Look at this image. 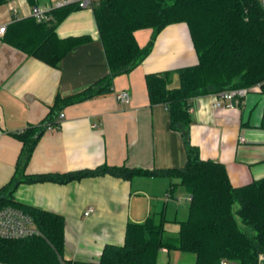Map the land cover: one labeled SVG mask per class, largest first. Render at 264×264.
Wrapping results in <instances>:
<instances>
[{
	"label": "crops",
	"instance_id": "crops-1",
	"mask_svg": "<svg viewBox=\"0 0 264 264\" xmlns=\"http://www.w3.org/2000/svg\"><path fill=\"white\" fill-rule=\"evenodd\" d=\"M7 1L0 4V26L31 16L35 5L50 11L64 4V0H13L18 9L14 14L7 9ZM56 32L61 37H90L58 67L21 52L6 41L5 33L0 34V189L18 167L23 142L14 133L41 123L57 94L81 91L109 71L92 8L71 11ZM151 34V29L136 31L141 45ZM197 61L188 25H167L151 53L131 71L114 78L111 92L56 111V123L40 135L25 172H67L103 164L149 169L184 166L187 152L181 132L171 127L167 105L150 103L145 76ZM123 90L130 95L127 103L117 98ZM190 111V139L201 157L224 162L235 186L264 177V97L259 90L251 89L236 108L214 107L212 94L200 95L193 99ZM171 182L176 188L169 195ZM177 193L184 195L182 209ZM13 196L21 203L65 217L66 260L98 259L105 243L124 241L129 221L140 222L149 215L156 220L163 217L166 229L170 221L187 217L190 203L180 178L165 175L127 179L105 173L63 183L21 182L14 187ZM89 207L94 211L86 215ZM194 263V255L185 251L164 248L159 253L158 264Z\"/></svg>",
	"mask_w": 264,
	"mask_h": 264
},
{
	"label": "trees",
	"instance_id": "trees-1",
	"mask_svg": "<svg viewBox=\"0 0 264 264\" xmlns=\"http://www.w3.org/2000/svg\"><path fill=\"white\" fill-rule=\"evenodd\" d=\"M6 0H0V4ZM34 2L35 0H30ZM78 2L51 9L38 21L33 15L15 19L6 26L5 39L14 47L51 66L88 35L61 37L56 28ZM109 71L95 83L66 96L57 94L46 118L14 134L22 140L17 170L0 189V207L15 205L28 211L39 226L37 235L7 239L0 237V259L19 264H158L162 249L191 253L194 264H257L264 254V177L245 184H232L227 166L220 160L203 158L190 139L191 105L195 97L220 94L238 87L258 86L264 94V9L259 0H99L92 3ZM185 22L198 61L145 76L151 104L168 106L170 124L181 132L187 152L184 166L142 168L103 164L96 168L67 172L28 174L26 165L40 135L56 122V111L86 98L111 92L114 78L139 65L152 51L158 34L167 25ZM151 29L141 45L136 31ZM178 77L179 84L173 85ZM264 128V113L261 122ZM110 173L127 179L135 175H165L180 178L190 194L188 215L179 220L177 236L165 233V219L149 215L129 221L122 243L107 242L96 260L64 259L65 217L56 211L17 201L14 187L21 182H69L85 176ZM176 188L171 182L169 195ZM238 217L245 227L241 226Z\"/></svg>",
	"mask_w": 264,
	"mask_h": 264
},
{
	"label": "built area",
	"instance_id": "built-area-1",
	"mask_svg": "<svg viewBox=\"0 0 264 264\" xmlns=\"http://www.w3.org/2000/svg\"><path fill=\"white\" fill-rule=\"evenodd\" d=\"M78 2L80 8H92V0H64L65 3ZM264 9V0H259ZM7 9L12 13L17 14L18 9L13 0L6 2ZM48 10L41 6L35 5L32 8V15L38 20L43 21L48 18ZM6 31V25L0 26V34H4ZM251 88L238 87L231 88L222 91L220 94L213 95L214 107H227L236 108L243 103L248 96ZM117 98L120 102H129V92L123 90L117 94ZM64 113H60V118H63ZM241 140H245V137L241 136ZM94 211L93 207H89L85 212L86 215ZM41 232L39 226L35 222L33 216L26 210L17 207L15 205H4L0 207V237L7 239H19L37 235ZM0 264H19L16 262L6 261L0 259ZM63 264H72L63 260ZM220 264H236L229 259H222ZM257 264H264V254H261L258 258Z\"/></svg>",
	"mask_w": 264,
	"mask_h": 264
},
{
	"label": "rangeland",
	"instance_id": "rangeland-1",
	"mask_svg": "<svg viewBox=\"0 0 264 264\" xmlns=\"http://www.w3.org/2000/svg\"><path fill=\"white\" fill-rule=\"evenodd\" d=\"M96 1H99V0H96ZM179 84V79H178V77H177V83L176 84H173V85H178ZM252 90H259L260 92H261V90L259 89V87L258 86H255V87H252L251 88ZM262 93V92H261ZM263 94V93H262ZM263 97H264V94H263ZM177 196L179 197V200H180V203L182 204L181 205V209L183 208V194L182 195H180L179 193H177ZM180 197H181V199H180ZM238 220H239V222H240V224H241V226H243V227H245V224L242 222V220H241V218L240 217H238ZM166 232H167V234H169V235H173V236H177L178 235V233H179V223L177 222V221H170L169 222V227H166ZM165 232V233H166Z\"/></svg>",
	"mask_w": 264,
	"mask_h": 264
}]
</instances>
